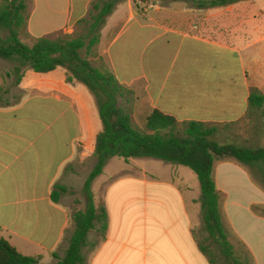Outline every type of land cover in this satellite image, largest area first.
Returning a JSON list of instances; mask_svg holds the SVG:
<instances>
[{
  "label": "crops",
  "instance_id": "crops-1",
  "mask_svg": "<svg viewBox=\"0 0 264 264\" xmlns=\"http://www.w3.org/2000/svg\"><path fill=\"white\" fill-rule=\"evenodd\" d=\"M255 1L260 0L199 8L189 1L118 0L99 31L97 53L132 93L120 100L132 122L139 120L143 129L154 111L181 124L242 122L250 112V88L264 94L248 80L249 68L257 72L254 78L262 69L254 45L264 39V23ZM60 2L56 21L37 22L38 0H33L31 37L72 33L97 0ZM6 81L0 73V87ZM0 100V238L23 256H40L39 264H56L74 231L73 191L79 193V181L95 165L92 150L102 130L97 106L83 85L66 82L61 68L47 74L25 70L18 84L0 92ZM189 171L151 158L110 159L91 185L107 228L93 230L99 241L93 240L85 264H210L194 235L195 224L202 227L201 193ZM228 171L251 187H263L233 160L215 166L224 226L254 264H264V217L253 212V206H264V191L261 201L240 209L232 200ZM60 187L65 191L53 200Z\"/></svg>",
  "mask_w": 264,
  "mask_h": 264
},
{
  "label": "trees",
  "instance_id": "trees-1",
  "mask_svg": "<svg viewBox=\"0 0 264 264\" xmlns=\"http://www.w3.org/2000/svg\"><path fill=\"white\" fill-rule=\"evenodd\" d=\"M171 1H189L199 8H214L250 0ZM32 2L0 0V59L17 63L6 73V77H14L18 84L25 70L47 74L61 68L65 71L67 83L81 84L91 94L102 125L92 150L95 165L83 186L85 208L73 212L74 231L64 257L56 264H85L82 251L88 234L97 226L101 232L106 231V212L95 207L91 185L112 158L124 161L151 158L189 169L200 185L202 231L217 256L209 247L197 243L200 252L210 264H254L247 250V256L240 255L229 241L221 211L223 195L216 187L214 167L217 161L223 160H233L246 166L257 162L264 164V147L250 149L220 145L212 140L216 126L200 122L181 124L158 111L146 119L144 129L137 128L132 122L130 110L120 106V100L127 99L132 93L118 84L97 53L99 31L118 2L105 0L93 4L88 16L75 23L73 34H58L53 39L50 36L33 38L29 35L27 22ZM2 33L7 36L2 37ZM24 38L30 43L24 42ZM90 59L95 60L92 62ZM248 103L250 110L264 109V94L257 88H250ZM57 189L59 192L56 188L53 191V200L65 191L62 187ZM253 212L264 217V206H253ZM40 262V256H23L7 240L0 238V264Z\"/></svg>",
  "mask_w": 264,
  "mask_h": 264
},
{
  "label": "rangeland",
  "instance_id": "rangeland-1",
  "mask_svg": "<svg viewBox=\"0 0 264 264\" xmlns=\"http://www.w3.org/2000/svg\"><path fill=\"white\" fill-rule=\"evenodd\" d=\"M62 0H38V7H37V13L35 20L37 22H43V21H48L49 19H52V21L57 20V12L59 9V5L62 4L60 2ZM99 1H105V0H97ZM113 1H118V0H113ZM158 1L162 5H167L171 3V0H138L139 5H142L144 3H155ZM191 5V4H190ZM33 6V2L31 5V9ZM255 7L260 9V22L264 23V0L260 1H255ZM92 9V8H91ZM75 30V24L73 26V31L70 34H73ZM58 34H69L65 32H58L55 34H52L50 38H55ZM262 35H264V31H262ZM2 37H6V33L1 34ZM23 39V38H22ZM24 42L27 44L30 43L29 39L24 38ZM254 49H257L259 52L258 56V62L259 65L261 66L260 77H255L257 75V72L251 70L249 68V73H248V80L249 83L252 85L253 83L258 85L260 89L264 90V39H261L254 45ZM92 62H94L93 59H90ZM17 66V63L13 61H6L3 59H0V73L5 77L6 73L10 72L14 67ZM7 83L3 84V89L10 87L12 88L13 82H15L14 77H7ZM8 84V85H7ZM138 124H135V126L139 129V120H137ZM217 131L212 137V140L215 141L216 143L220 145H234L237 147H246L250 149H256V148H261L264 147V109H252L250 112L247 114V117L240 123L234 124V125H229V126H216ZM144 129V128H143ZM224 161V160H223ZM226 161V160H225ZM221 161H217L215 163V166ZM249 173H251L252 177L257 181V183L262 186L263 191H264V164L261 162L254 163L252 165H244ZM79 167H81L79 165ZM215 169V167H214ZM83 169H80V174ZM85 171V169H84ZM87 172V171H86ZM195 178L196 182V187L198 188V180L195 174L191 171H189ZM137 173L133 170V175H136ZM88 175V174H87ZM226 179L229 180L231 189H232V200L235 202V204L241 209V207H246L247 205H250V203H256L262 200V192L260 189H257L256 187H251L249 184L243 179L242 176L237 174L236 172L231 173L230 171L225 173ZM81 176V175H80ZM79 176V177H80ZM83 177V176H82ZM118 177V175H115L110 178V180L115 179ZM86 179V178H85ZM85 181V180H84ZM84 181H79V193L73 191L74 193V200H73V207H74V212L77 210H84L85 208V202L86 198L83 194L82 187L80 188V185L84 184ZM70 184V183H69ZM71 184H75L72 182ZM70 186V185H69ZM72 187H69V189ZM199 190V189H198ZM70 196V195H69ZM197 200L195 202H198L199 199V191H197ZM234 217H238L240 220L242 219L241 216L235 215ZM242 224V223H241ZM231 226V225H230ZM246 226V223H243V227ZM98 228V226L96 227ZM194 235L196 237V240L198 243L201 245H204L205 247H209L211 250L215 252V256H217L216 250L214 247L205 240V235L202 231L201 224H195L194 227ZM230 227L225 226L228 238L230 243L233 245L235 251L239 252L240 255L247 256V251L246 249L231 235L229 232ZM93 231H91L88 234L87 237V248L84 252L85 260L87 263H89L90 257H91V251H92V242H98L99 241V236L98 233L97 235L95 234V237L93 239Z\"/></svg>",
  "mask_w": 264,
  "mask_h": 264
}]
</instances>
